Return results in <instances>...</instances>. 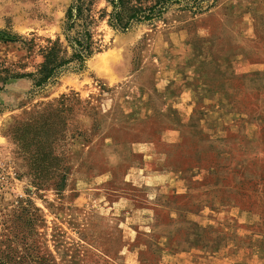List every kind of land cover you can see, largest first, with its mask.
I'll return each mask as SVG.
<instances>
[{
	"label": "rangeland",
	"instance_id": "obj_1",
	"mask_svg": "<svg viewBox=\"0 0 264 264\" xmlns=\"http://www.w3.org/2000/svg\"><path fill=\"white\" fill-rule=\"evenodd\" d=\"M72 1L0 0V253L176 264L180 247L232 236L262 254L264 0L173 5L123 31L85 0L93 53L36 87L50 42L71 57Z\"/></svg>",
	"mask_w": 264,
	"mask_h": 264
},
{
	"label": "trees",
	"instance_id": "obj_2",
	"mask_svg": "<svg viewBox=\"0 0 264 264\" xmlns=\"http://www.w3.org/2000/svg\"><path fill=\"white\" fill-rule=\"evenodd\" d=\"M88 1V0H87ZM111 11L108 14L109 25L118 30H125L134 23L152 22L162 17L167 10L177 5L179 10H189L194 13H202L214 6L217 0H106ZM87 3V2H86ZM88 4H91L90 1ZM85 0H73L65 17L64 34L69 43L72 54L69 59L59 57L60 44L58 40L50 42L51 45L43 51L44 61L40 65L35 86L40 87L48 83L69 63L74 67L82 69L85 60L93 53V41L89 30L88 16ZM76 27L74 34H70ZM9 39H13L12 36ZM8 253H0V264H24L19 260L12 262ZM36 264H53L52 258L47 254L35 255Z\"/></svg>",
	"mask_w": 264,
	"mask_h": 264
},
{
	"label": "crops",
	"instance_id": "obj_3",
	"mask_svg": "<svg viewBox=\"0 0 264 264\" xmlns=\"http://www.w3.org/2000/svg\"><path fill=\"white\" fill-rule=\"evenodd\" d=\"M139 151L142 152L143 150ZM243 169H245V165ZM262 170H264V168H261V172H263ZM168 173L169 172L167 171H156L152 174L155 182H149V185H161L164 182L163 179H165ZM244 211H246V213H250L249 210L243 208L242 214H244ZM257 219V222L253 223V225H256V230L254 231L257 233L254 235L260 238L259 243H261V240L264 242V214L258 216ZM244 221L247 222L246 220ZM246 225L248 226V224ZM210 227L212 226L209 224L201 223L199 229H196L193 232V240H200L202 230L209 229ZM242 227H244V225H242ZM246 229H248V227ZM188 245L189 247H180L174 255H170V258H173L174 256L182 257L180 262H177L176 264H264V248L263 253L260 254V250H258L259 248H256V244L252 243L250 238L245 244L241 246L238 242V239L232 236L227 237L225 244L219 243L216 240H212L210 242H205L204 246L200 245L199 243H188ZM225 249H228L229 252L220 253V250ZM174 259L175 258H173V260Z\"/></svg>",
	"mask_w": 264,
	"mask_h": 264
}]
</instances>
